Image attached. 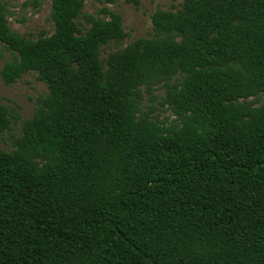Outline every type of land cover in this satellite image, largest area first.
I'll use <instances>...</instances> for the list:
<instances>
[{"label":"trees","instance_id":"1","mask_svg":"<svg viewBox=\"0 0 264 264\" xmlns=\"http://www.w3.org/2000/svg\"><path fill=\"white\" fill-rule=\"evenodd\" d=\"M81 8L29 40L0 2V80L46 89L0 149V264H264V0H181L105 56L121 18Z\"/></svg>","mask_w":264,"mask_h":264},{"label":"rangeland","instance_id":"2","mask_svg":"<svg viewBox=\"0 0 264 264\" xmlns=\"http://www.w3.org/2000/svg\"><path fill=\"white\" fill-rule=\"evenodd\" d=\"M4 4L7 15V25L10 31L33 40L41 32L51 34L52 27L48 19L50 0H0ZM181 0H82L81 11L94 17L107 19L100 11L105 9L121 18V25L125 38L118 46L109 45L101 53L105 56L117 48H122L137 38H147L151 35L150 16L157 10H176ZM10 56L0 48V69ZM46 89L42 82L35 78V74L26 73L16 82L4 85L0 80V104L5 106L11 114V130L0 136V149L10 151L12 137L19 134L22 120L29 119ZM158 90L155 95H161ZM147 105L148 102L144 101ZM155 108L158 110L157 106ZM160 118L172 119L167 112L158 110ZM12 136V137H11Z\"/></svg>","mask_w":264,"mask_h":264}]
</instances>
